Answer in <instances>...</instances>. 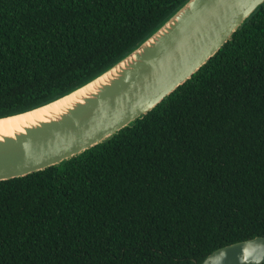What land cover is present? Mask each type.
<instances>
[{
  "label": "trees",
  "instance_id": "16d2710c",
  "mask_svg": "<svg viewBox=\"0 0 264 264\" xmlns=\"http://www.w3.org/2000/svg\"><path fill=\"white\" fill-rule=\"evenodd\" d=\"M186 1L0 0V117L89 81ZM256 235H264V4L133 125L61 164L0 181V264H200Z\"/></svg>",
  "mask_w": 264,
  "mask_h": 264
},
{
  "label": "water",
  "instance_id": "95a60500",
  "mask_svg": "<svg viewBox=\"0 0 264 264\" xmlns=\"http://www.w3.org/2000/svg\"><path fill=\"white\" fill-rule=\"evenodd\" d=\"M262 4L264 0H188L89 81L42 105L0 117L48 107L90 87L45 119L0 136V181L61 164L133 125L219 52ZM262 263L264 235H256L215 249L200 264Z\"/></svg>",
  "mask_w": 264,
  "mask_h": 264
},
{
  "label": "bare ground",
  "instance_id": "6f19581e",
  "mask_svg": "<svg viewBox=\"0 0 264 264\" xmlns=\"http://www.w3.org/2000/svg\"><path fill=\"white\" fill-rule=\"evenodd\" d=\"M91 86L93 87V85ZM87 89H90V87L81 90L80 93H76L71 97L59 100L48 107L46 106L18 116H11L0 119V136H2L3 134H13L16 131L23 130L25 126H28L29 124L34 123L39 119H45L46 115H48L50 111H56L60 107L61 103L73 100L77 98L78 95H84Z\"/></svg>",
  "mask_w": 264,
  "mask_h": 264
}]
</instances>
